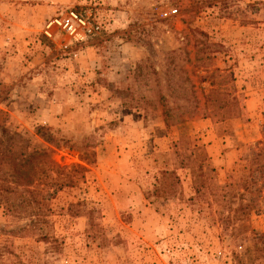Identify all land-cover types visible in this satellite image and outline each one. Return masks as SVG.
Instances as JSON below:
<instances>
[{"label":"rangeland","instance_id":"374dc122","mask_svg":"<svg viewBox=\"0 0 264 264\" xmlns=\"http://www.w3.org/2000/svg\"><path fill=\"white\" fill-rule=\"evenodd\" d=\"M263 140L264 0H0V264H264Z\"/></svg>","mask_w":264,"mask_h":264},{"label":"trees","instance_id":"16d2710c","mask_svg":"<svg viewBox=\"0 0 264 264\" xmlns=\"http://www.w3.org/2000/svg\"><path fill=\"white\" fill-rule=\"evenodd\" d=\"M236 100V99H235ZM167 124L170 125L172 115L165 110ZM226 116V115H222ZM229 117V116H228ZM249 159V173L250 176H246L244 179V186L246 190H255L264 191V140L259 142L257 148H253L248 156ZM41 168V170H40ZM42 167L33 168L35 174L40 171H44ZM43 169V170H42ZM37 175H35L36 177ZM30 181H28L29 183ZM179 182V177L174 171H163L160 183L157 185L153 191V196L158 199H165L176 192V186ZM244 196V194L242 195ZM251 205L252 201L248 203V206Z\"/></svg>","mask_w":264,"mask_h":264},{"label":"built area","instance_id":"2783aa9c","mask_svg":"<svg viewBox=\"0 0 264 264\" xmlns=\"http://www.w3.org/2000/svg\"><path fill=\"white\" fill-rule=\"evenodd\" d=\"M54 29L59 33L68 35L71 41L81 42L100 33L102 25L76 10H69L51 17L45 24L44 33L52 37Z\"/></svg>","mask_w":264,"mask_h":264}]
</instances>
